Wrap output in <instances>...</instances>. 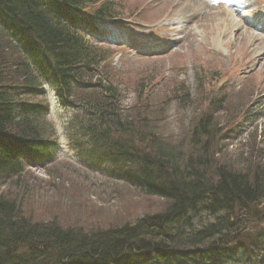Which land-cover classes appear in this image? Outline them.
I'll use <instances>...</instances> for the list:
<instances>
[{"label":"trees","instance_id":"16d2710c","mask_svg":"<svg viewBox=\"0 0 264 264\" xmlns=\"http://www.w3.org/2000/svg\"><path fill=\"white\" fill-rule=\"evenodd\" d=\"M113 13L105 0H0V182L18 178L27 160L54 162L57 129L39 100L50 85L61 106L82 109L67 127L83 163L106 166L156 207L140 208L132 223L64 226L35 221L1 194L0 264H264V221L251 210L264 203V164L217 162L208 114L187 148L148 128V107L123 117L118 88L101 69L111 51L76 27ZM78 90L95 93L76 103Z\"/></svg>","mask_w":264,"mask_h":264},{"label":"rangeland","instance_id":"374dc122","mask_svg":"<svg viewBox=\"0 0 264 264\" xmlns=\"http://www.w3.org/2000/svg\"><path fill=\"white\" fill-rule=\"evenodd\" d=\"M106 1L121 16L111 28L124 43L91 40L112 47L101 69L118 88L122 116L139 104L148 107V128L169 146L187 148L189 134L208 114L217 162L236 169L264 164V26L258 24L264 0H249V24H242L230 5L213 0ZM222 9L233 13L240 27L219 21ZM46 92L39 100L50 105L61 151L46 168L25 166L18 178L1 181L0 195L16 199L35 221L56 219L64 226L132 223L140 208L156 207L135 187L109 178L106 166L93 170L82 163L69 147L67 127L82 109L61 106L50 85ZM77 93L79 103L95 92ZM251 210L264 221V203Z\"/></svg>","mask_w":264,"mask_h":264},{"label":"bare ground","instance_id":"6f19581e","mask_svg":"<svg viewBox=\"0 0 264 264\" xmlns=\"http://www.w3.org/2000/svg\"><path fill=\"white\" fill-rule=\"evenodd\" d=\"M236 0H232L230 2H234ZM223 12H219V16L222 18H217L219 21H223L225 26L227 27L228 25L231 26L232 29H237L240 27V23L235 19L233 13H231L229 10L222 9ZM218 22V21H217ZM222 23V22H221ZM224 26V25H223ZM224 26V27H225ZM221 27H219L220 29Z\"/></svg>","mask_w":264,"mask_h":264}]
</instances>
